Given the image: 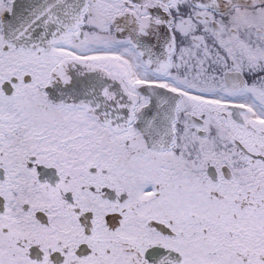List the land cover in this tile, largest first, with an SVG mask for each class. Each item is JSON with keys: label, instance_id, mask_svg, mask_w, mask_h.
Returning <instances> with one entry per match:
<instances>
[{"label": "snow or ice", "instance_id": "obj_1", "mask_svg": "<svg viewBox=\"0 0 264 264\" xmlns=\"http://www.w3.org/2000/svg\"><path fill=\"white\" fill-rule=\"evenodd\" d=\"M0 264H264V0H0Z\"/></svg>", "mask_w": 264, "mask_h": 264}]
</instances>
